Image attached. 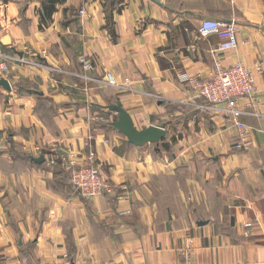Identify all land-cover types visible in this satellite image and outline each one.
Instances as JSON below:
<instances>
[{
  "label": "crops",
  "instance_id": "obj_1",
  "mask_svg": "<svg viewBox=\"0 0 264 264\" xmlns=\"http://www.w3.org/2000/svg\"><path fill=\"white\" fill-rule=\"evenodd\" d=\"M42 2L0 0V51L60 71L13 66L11 90L0 87V264H48L67 252L73 264H264V0H65L41 23ZM203 19L236 27L224 68H262L261 116L241 118L246 150L233 148V124L196 109L179 81L213 69L219 42L197 37ZM80 57L89 76L110 73L121 88L72 76ZM116 103L138 129L164 128L169 148L129 144L111 126L117 114L106 107ZM54 144L95 151L111 191L85 199L59 167L31 161Z\"/></svg>",
  "mask_w": 264,
  "mask_h": 264
},
{
  "label": "built area",
  "instance_id": "obj_2",
  "mask_svg": "<svg viewBox=\"0 0 264 264\" xmlns=\"http://www.w3.org/2000/svg\"><path fill=\"white\" fill-rule=\"evenodd\" d=\"M69 1L86 3L89 0ZM78 13L84 15V8H80ZM196 34L198 38L215 37L218 39V47L214 52L213 69L204 78L199 75L181 73L179 80L193 90V97L197 100L196 109L223 116L232 122L239 135V140L233 145V148L238 151L246 150L250 129L241 121V118L261 116L257 110L254 94L255 76L262 73V68L258 64L255 65L253 70L240 63L227 68L221 65V57L225 53L235 50L237 46V30L232 22L203 19L199 23ZM79 63L82 68L81 72L72 73V76L87 82L92 81L99 86L121 88V85L110 73H105L99 79L89 76L87 73L91 69L90 63L84 57L79 58ZM13 66L18 68L31 66L36 69L47 67L50 68V71L60 72L56 67L46 66L37 57L29 60L14 52L0 51V78H4ZM241 100H247V103L241 106ZM94 138L95 134L92 132L88 136V141L94 140ZM86 146L89 145L86 143ZM45 162L50 166H58L66 172L72 187L85 199H93L111 191L106 178L99 170L97 154L93 150H89L81 157L72 148H59L57 144H54L49 148ZM48 264H73V261L67 253H63L59 258Z\"/></svg>",
  "mask_w": 264,
  "mask_h": 264
},
{
  "label": "water",
  "instance_id": "obj_3",
  "mask_svg": "<svg viewBox=\"0 0 264 264\" xmlns=\"http://www.w3.org/2000/svg\"><path fill=\"white\" fill-rule=\"evenodd\" d=\"M4 45H8V37L2 40ZM0 87L6 91H10L11 87L5 78H0ZM108 113L115 112L117 119L111 122V126L121 133L127 140V142L135 147H142L147 144H154L156 146L166 138L167 131L155 125H149L146 128L138 129L129 115V113L118 103L110 104L106 107ZM45 158L39 156L31 158V161L36 164L43 163Z\"/></svg>",
  "mask_w": 264,
  "mask_h": 264
},
{
  "label": "trees",
  "instance_id": "obj_4",
  "mask_svg": "<svg viewBox=\"0 0 264 264\" xmlns=\"http://www.w3.org/2000/svg\"><path fill=\"white\" fill-rule=\"evenodd\" d=\"M65 0H43L42 2V7H41V12H40V22L43 23L45 22L47 19H50L51 14L55 11V5L57 3H63ZM117 12H119V9L116 10ZM105 26L104 28L107 29L110 37L112 40L116 39V34H115V30H114V14L112 10H108L106 9L105 12ZM164 140H162L163 143ZM174 139L172 138L170 140V142H173ZM164 149H168L170 146V143H163L162 144ZM45 163V162H44ZM68 254V252H67ZM69 258L72 261L71 256L68 254Z\"/></svg>",
  "mask_w": 264,
  "mask_h": 264
},
{
  "label": "rangeland",
  "instance_id": "obj_5",
  "mask_svg": "<svg viewBox=\"0 0 264 264\" xmlns=\"http://www.w3.org/2000/svg\"><path fill=\"white\" fill-rule=\"evenodd\" d=\"M47 66V64H45ZM180 81V80H179ZM181 82V81H180ZM182 83V82H181ZM185 84V83H184ZM188 86V85H187ZM231 122V121H230ZM232 123V122H231ZM54 167H58V166H54ZM60 168V167H59ZM62 170V169H61Z\"/></svg>",
  "mask_w": 264,
  "mask_h": 264
}]
</instances>
